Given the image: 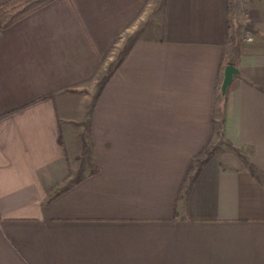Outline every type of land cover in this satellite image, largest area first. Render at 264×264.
Listing matches in <instances>:
<instances>
[{
  "label": "crops",
  "instance_id": "0c3cea01",
  "mask_svg": "<svg viewBox=\"0 0 264 264\" xmlns=\"http://www.w3.org/2000/svg\"><path fill=\"white\" fill-rule=\"evenodd\" d=\"M0 264H264V0L0 26Z\"/></svg>",
  "mask_w": 264,
  "mask_h": 264
},
{
  "label": "trees",
  "instance_id": "16d2710c",
  "mask_svg": "<svg viewBox=\"0 0 264 264\" xmlns=\"http://www.w3.org/2000/svg\"><path fill=\"white\" fill-rule=\"evenodd\" d=\"M52 1L54 0H7L0 4V26L8 27Z\"/></svg>",
  "mask_w": 264,
  "mask_h": 264
},
{
  "label": "water",
  "instance_id": "95a60500",
  "mask_svg": "<svg viewBox=\"0 0 264 264\" xmlns=\"http://www.w3.org/2000/svg\"><path fill=\"white\" fill-rule=\"evenodd\" d=\"M235 72H238V68L234 64L229 63L225 67L224 78H223L222 85H221L222 93H224V94L226 93L227 88H228L230 82L232 81L233 75Z\"/></svg>",
  "mask_w": 264,
  "mask_h": 264
},
{
  "label": "built area",
  "instance_id": "2783aa9c",
  "mask_svg": "<svg viewBox=\"0 0 264 264\" xmlns=\"http://www.w3.org/2000/svg\"><path fill=\"white\" fill-rule=\"evenodd\" d=\"M247 39H248V40H251V39H252V37H248Z\"/></svg>",
  "mask_w": 264,
  "mask_h": 264
}]
</instances>
